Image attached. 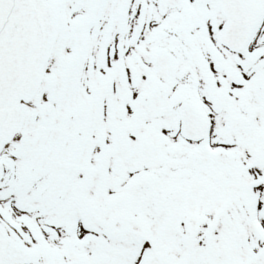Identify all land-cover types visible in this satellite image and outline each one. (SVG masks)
<instances>
[{"label": "snow or ice", "instance_id": "snow-or-ice-1", "mask_svg": "<svg viewBox=\"0 0 264 264\" xmlns=\"http://www.w3.org/2000/svg\"><path fill=\"white\" fill-rule=\"evenodd\" d=\"M0 264H264V0H0Z\"/></svg>", "mask_w": 264, "mask_h": 264}]
</instances>
